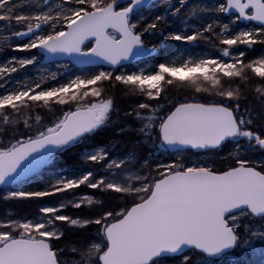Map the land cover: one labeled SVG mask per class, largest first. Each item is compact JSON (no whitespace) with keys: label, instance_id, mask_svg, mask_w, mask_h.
I'll return each instance as SVG.
<instances>
[{"label":"snow or ice","instance_id":"1","mask_svg":"<svg viewBox=\"0 0 264 264\" xmlns=\"http://www.w3.org/2000/svg\"><path fill=\"white\" fill-rule=\"evenodd\" d=\"M185 5L191 9L188 19L199 14L217 18L189 34L163 33L166 17L180 16ZM17 6L18 0H0V22L22 24L11 36L27 41L13 46L0 40V47L36 51L0 65V81H5L0 88L8 83L7 77L34 65L38 58H67L65 69L71 64L108 68L82 69L66 82L44 87L59 79L51 72L32 84L0 93V122H22L24 129L7 142L0 137V186L8 188L3 199L60 197L59 203L41 206L32 218L0 220V264H165L166 258L174 256H183L181 264H215L213 258L242 244L248 246L249 238L264 241V160L248 155L264 152V125L257 130L253 111L241 104L247 101L243 88L257 80V100L264 106V56L246 60L245 51H233L264 44V0H225L203 6L199 0L194 4L177 0L155 15L150 0H62L54 6L42 0L28 14L16 13ZM219 14L230 16L231 24L221 23ZM180 19L186 23L184 17ZM242 21L260 27L233 28ZM146 34L186 43L215 38L223 47L218 56H189L179 62H159L151 70L127 71V62L157 52L155 44H146ZM118 87L125 95L142 98L123 112L136 124L138 143L158 144L180 154L216 152L230 144L231 165L221 170L210 163L172 161L153 168L134 153L110 159V152L100 148L82 156L85 164L97 166L95 170L60 175L43 190L17 187L52 165L59 154L86 144L116 123L113 115L119 116L120 111L105 91ZM172 88L186 94L170 101ZM53 106H58L60 115L49 124L35 115L33 131L30 113L37 108L51 111ZM128 130L121 127L118 132ZM134 162L140 167H132ZM81 186L97 190L104 198L77 193ZM114 200L123 201V206L112 207ZM69 206L87 208L94 215L71 217L65 213ZM90 224L98 226L95 237L69 248L54 243L66 229ZM66 251L72 254L70 259ZM186 252L200 258L192 262Z\"/></svg>","mask_w":264,"mask_h":264},{"label":"trees","instance_id":"2","mask_svg":"<svg viewBox=\"0 0 264 264\" xmlns=\"http://www.w3.org/2000/svg\"><path fill=\"white\" fill-rule=\"evenodd\" d=\"M197 0H189V4L196 3ZM201 6L203 5H218L225 2V0H199ZM42 0H18V6L15 8L16 13L28 14L32 10L38 9L41 6ZM177 0H160L152 3V13L163 14L165 9L170 5H176ZM191 15V9L188 5L182 9L180 16L172 17L167 16L166 20L168 23L162 24V31L165 34L181 32L182 34H189L196 31L197 29H203L206 25L213 22L217 17L213 14H199L196 18L188 19ZM180 17H184L186 23H181ZM219 21L221 23L231 24V17H227L223 14L218 15ZM21 25L16 24L13 20L11 25L9 22H0V40L5 42V45L11 44L16 45L21 43L16 37L11 36V32L20 30ZM215 28V25H213ZM234 29H253L258 28L252 23H239L233 25ZM218 31V29H217ZM205 35H208L205 33ZM145 42L149 46L155 44L157 46V54L150 59L144 60L137 64H131L125 66L127 71L136 70L138 67L146 65L150 68L159 62H167L176 59L178 62L180 59L200 56H218V49L223 47L219 44V41L215 38L211 42L204 39H199L194 43H186L183 41H170L164 40L159 34L156 36H145ZM243 50L246 53V60L258 59L264 56V44H256L252 46L251 49L241 46L240 49H233V51ZM36 50L31 53H24L19 51H13L12 47L3 46L0 47V64L4 63L11 57H28L35 54ZM40 59V58H38ZM64 63H53L50 65H44L40 71H35L34 65L27 67L24 73L19 75H11L7 77L12 81H20L22 84H31L38 77L45 74L56 72L60 77L58 81L53 82V84L66 82L67 79L73 75L81 74L82 70L77 69L73 65H69L67 69L63 67ZM84 70H99V68H89ZM61 72V73H60ZM64 72V73H63ZM62 74V75H61ZM40 75V76H39ZM5 83V81H0V84ZM6 86V84H5ZM259 86L257 80H253L249 83L248 87L243 88L244 94L247 96V101H242V107H249L254 113V119L256 120L257 130H261V126L264 125V106H262L257 100L258 93L255 92V87ZM5 88V87H4ZM4 88H0V93H3ZM111 95L114 103L118 106L120 115H113V121L116 123L110 124L103 131L94 135L90 138L86 144H78L72 147L69 151L59 154L58 158L52 165H46L35 177L30 180L17 185L27 186L35 184L39 188H45L48 183L47 181H54V177L60 175H76L80 172L87 171L89 169H96V165L85 164L82 156L85 151L98 150L104 148L110 152V159H120L121 156L127 153H134L141 163L146 159L151 167H155L158 163H169L172 161H179L185 164L190 163H210L217 169H226L231 165V161L227 159L228 153L232 151V145H225V147L216 152H208L201 154L200 152H195L188 150L182 154L179 151L170 152L168 150H161L158 148V144H141L138 143V137L136 131L133 129L136 127L135 122L131 117H125L123 112L125 110H130L134 106L135 102L139 97L128 96L124 94L122 87L116 89H111L105 91V95ZM186 93L181 92L176 88H172L168 93L169 100L175 101L177 99L183 98ZM207 99H213L212 97H207ZM155 104L156 102H151ZM58 106H53V110L49 111L47 108H37L30 113L33 124V131L36 129L35 115L39 114L41 116L42 124H49L51 121L55 120L59 115V111L56 110ZM124 127L129 129L126 132L120 133L118 129ZM19 129V131H17ZM23 124L22 122L17 125H3L0 122V137L7 142L10 139L18 137L22 132ZM249 157L253 160H264V152L257 150L255 152H250ZM132 167L139 168L140 164L133 163ZM102 174V173H97ZM8 191L7 187L0 186V220L4 219H20V218H32L37 215L38 210L41 206H51L57 204L60 201V197H46L43 200L34 201H19V200H5L3 196ZM77 193L84 195H95L97 199H103L104 197L97 191L93 189L81 186L80 189L76 190ZM67 195V194H65ZM120 204L123 206V201L114 200L111 206ZM65 213L71 217L78 218H88L94 215L89 209L81 208L75 209L72 207H67ZM98 226L90 224L85 228H69L65 230V235L60 241H54V243L62 248H69L71 246H76L83 243L86 239L96 236V229ZM253 227H257L254 225ZM251 243L248 246L240 245L233 251L221 256L213 258L215 264H264V241L259 239L249 238ZM184 255H191L192 262L197 260L198 255L195 253L186 252ZM72 254L68 251L65 252L66 258H71ZM183 256L168 257L165 260V264H181Z\"/></svg>","mask_w":264,"mask_h":264},{"label":"water","instance_id":"3","mask_svg":"<svg viewBox=\"0 0 264 264\" xmlns=\"http://www.w3.org/2000/svg\"><path fill=\"white\" fill-rule=\"evenodd\" d=\"M157 1H160V0H150V3L152 4V3L157 2ZM225 16L230 17V16H228V15H225ZM241 23H252V24L255 25L256 27H260V25H258L256 22L242 21ZM16 38H17V37H16ZM17 40H18L19 42H24V41H27V38H17ZM156 53H157V52H156ZM156 53L152 54V55L149 56V57H141V58H139L138 61H135V60H134V61L127 62L125 66H127V65H131V64H137V63H140L141 61H144V60L150 59V58H152L153 56H155ZM66 59H67V58H57V59H55V60H50V59H47V58H43V59L41 60V62H40V65L52 64V63H56V62H65ZM71 65L75 66V67H76L77 69H79V70H82V69H89V68H93V67H103V68H108L107 65H88V66H81V65H75V64H71ZM159 148L164 149V148H162V147H160V146H159ZM168 150H169L170 152L178 151V150H176V149H168ZM192 151H195V150H192ZM195 152H197V151H195ZM42 169H43V168H42ZM42 169H41V170H42ZM41 170H40V171H41ZM40 171H39V172H40ZM39 172H38V173H39ZM38 173L34 174L31 178L35 177ZM31 178H29L28 180H30ZM28 180H26V181H28ZM24 182H25V181H24ZM1 187H4V186H1ZM233 250H234V249H233ZM233 250H230V251H228L227 253H229V252H231V251H233ZM227 253H225V254H227ZM225 254H223V255H225ZM223 255H221V256H223ZM221 256H219V257H221ZM174 257H177V256H174Z\"/></svg>","mask_w":264,"mask_h":264},{"label":"rangeland","instance_id":"4","mask_svg":"<svg viewBox=\"0 0 264 264\" xmlns=\"http://www.w3.org/2000/svg\"><path fill=\"white\" fill-rule=\"evenodd\" d=\"M49 2L51 3V4H53V6L55 5V4H58V3H62V0H49ZM33 11V10H32ZM31 11V12H32ZM30 12V13H31ZM245 29V28H244ZM247 29V28H246ZM239 30H242V29H239ZM26 41H24V42H21V43H17L16 45H19V44H23V43H25ZM15 46V45H14ZM14 51V50H13ZM24 53H26V54H28V53H31V52H24ZM14 57H17V56H14ZM0 58H1V54H0ZM13 57H11V59H12ZM11 59H8L7 61H5L4 63H1L0 65H4V64H6L9 60H11ZM39 61H40V59H37V62L34 64V66H36V65H38L39 64ZM155 66V65H154ZM154 66H152V67H150V68H148V70H151ZM142 67H144V68H147V66L146 65H143V66H140V67H138L136 70H130V71H137V70H139L140 68H142ZM27 68H24V69H21L19 72H16V73H13V74H15V75H19L20 73H24L25 72V70H26ZM61 73V72H60ZM64 73V72H63ZM12 74V75H13ZM46 75V74H45ZM62 75V74H61ZM40 76V75H39ZM59 76V75H58ZM41 77L42 76H40V78L38 77L35 81H32L31 82V84L32 83H34V82H36V81H39L40 79H41ZM60 77V76H59ZM53 82H55V81H49V83L48 84H45L44 85V87H48L50 84H53ZM22 85V82H20L19 80L18 81H12L11 82V79H8V83H6V86H5V88H4V92H5V90L6 89H15V88H17V87H20ZM57 178V177H56ZM55 177H54V181H55V179H56ZM54 181H47V183H49V182H54ZM20 187H23V188H25V189H29V190H31V189H41V190H43V188H39L38 186H36L35 184H33V186L32 185H27V186H20Z\"/></svg>","mask_w":264,"mask_h":264},{"label":"bare ground","instance_id":"5","mask_svg":"<svg viewBox=\"0 0 264 264\" xmlns=\"http://www.w3.org/2000/svg\"><path fill=\"white\" fill-rule=\"evenodd\" d=\"M157 54V53H156ZM191 56V55H190ZM187 57H189V56H187ZM186 57V58H187ZM43 58H40V61H39V64L38 65H36V66H34V68H35V71H40V69L42 68V67H44V65H40V62H41V60H42ZM56 63H64V62H56ZM53 64V63H52ZM45 65H50V64H45ZM93 68H99V69H102L103 67H93ZM158 148H159V145H158ZM159 149H161V148H159ZM161 150H168V149H161ZM169 151V150H168ZM26 182V181H25Z\"/></svg>","mask_w":264,"mask_h":264}]
</instances>
